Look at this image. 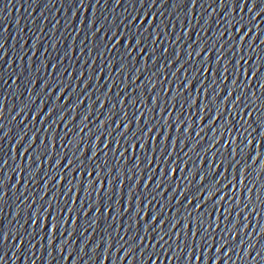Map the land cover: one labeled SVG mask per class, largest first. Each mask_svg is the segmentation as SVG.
Masks as SVG:
<instances>
[{
    "label": "snow or ice",
    "instance_id": "obj_1",
    "mask_svg": "<svg viewBox=\"0 0 264 264\" xmlns=\"http://www.w3.org/2000/svg\"><path fill=\"white\" fill-rule=\"evenodd\" d=\"M59 3L75 9L69 24L81 13L75 31L85 35L55 58L45 48L35 64L33 51L25 66L22 53L13 69L0 27V264L38 244L43 264H80L89 253L106 264L114 237L112 264H229L233 252L247 261L264 237V61L250 51L258 38L264 45V0ZM73 57L79 71L64 63ZM5 109L20 117L14 144ZM25 121L39 128L29 135ZM9 152L21 160L11 187Z\"/></svg>",
    "mask_w": 264,
    "mask_h": 264
},
{
    "label": "water",
    "instance_id": "obj_2",
    "mask_svg": "<svg viewBox=\"0 0 264 264\" xmlns=\"http://www.w3.org/2000/svg\"><path fill=\"white\" fill-rule=\"evenodd\" d=\"M8 0H0V27L7 28L8 32L5 33L6 36V43H5V49L8 51V56L4 58L6 62L12 63L13 69H19V65L21 63L20 56L22 53H27L23 57V62L26 66L28 57L32 55L33 51H36V56L33 57V60L35 64L39 63V58L41 56V53L44 52V49H48V55L52 56L53 58L56 57V54L62 53L69 45L74 48L75 44L73 43V39H75L76 45L79 46L80 41L83 40L85 33L80 32L79 35L76 34V25L79 22V19L81 18V13L77 12V19L76 21L69 24V21L72 20V13L75 11L74 8H68L67 5L65 7H61L59 0H53V3H55V7H48L47 9L44 7L46 3H48V0H37V3H33V0H12V4L5 9V5L7 4ZM165 13V16L168 15L169 10L162 9ZM211 12V9L208 10V12H205V16L208 15V13ZM90 13H84V16H87ZM98 14V13H97ZM173 20L175 19V14H173ZM74 19V18H73ZM57 21L59 22L57 24ZM195 23V21H193ZM53 25H56L55 31H53ZM65 25H68V27H65ZM79 27H83V25H78ZM262 28H264V25H262ZM41 29H43L41 31ZM85 31L87 29L85 28ZM177 32H179V26H177ZM211 35V33H209ZM37 38H39V42H37ZM37 44V49H33V44ZM247 43V42H246ZM55 44L56 48L55 50L51 47V45ZM21 45H23V48H21ZM254 51H251L253 61L260 59L261 61H264V45H261L259 42V38L256 40L254 46ZM43 59V57H41ZM82 59V57H81ZM183 59V57H182ZM65 65L68 64H75L77 71H79V63L77 62L76 58H70L68 60L64 61ZM249 63H252L251 61ZM154 69L149 70V74ZM174 70V69H173ZM261 71H264V68L261 69ZM41 72H43V68H41ZM171 73V70H169V75ZM113 78H115V73H113ZM144 80V76H141V81ZM103 82V81H102ZM2 83V82H0ZM9 85H11V80L8 81ZM157 90H160V85H157ZM115 91V89H114ZM129 91H131V86L129 87ZM135 95V93H132ZM259 95V93H257ZM9 99L11 100L12 97L10 96ZM131 111V109H129ZM187 114V113H185ZM175 115V113L173 114ZM20 117H17V120L15 122L11 121V117L7 113V109H5L4 114V120L3 123L5 124V127L8 129H11L8 139L12 141L14 144L17 138L18 130L15 127L16 123H19ZM207 123V121L205 122ZM219 124V121H217ZM25 124L28 125L27 131L29 135H31L36 129L39 128V125H36L33 127L29 121H25ZM23 127V125L21 126ZM194 131H199V128L194 129ZM202 135H204L202 133ZM27 143V140H25V144ZM11 145L6 146L7 148H10ZM219 147V146H218ZM262 152H264V147L261 149ZM11 153H8V166L5 171L11 176V182L9 187H11V184L16 183V172L14 171L16 163H21V160L19 156H17L16 161L14 162L11 158ZM187 159V157H185ZM259 163L260 161H257V164L253 167L257 169V172H259ZM43 167L47 168V165H44ZM205 168H207V163L205 164ZM256 176V173H253V177ZM63 183V181H62ZM73 183H76V181H73ZM264 184V174H262L259 178V182L257 183V188H261V185ZM18 187H20L18 185ZM127 188V185H125ZM19 195V192L17 193ZM260 195L262 198H264V188H261ZM13 199L12 194L9 193V204L11 205V200ZM19 203V201H17ZM155 203V202H154ZM14 205H11V209H14ZM23 207V206H22ZM9 208V206H5V215L8 219H11L12 211ZM264 216V213L261 214ZM20 222L22 223V217L18 218ZM249 220L251 223L249 224L248 228V234L250 235L251 239L253 241L257 240L256 232H253V227H256L257 231L258 226L256 225L255 221L252 220V217H249ZM261 221L264 222V217H261ZM17 221H12V227H18ZM89 233H91V230H89ZM89 233H86L85 235H89ZM123 234V232L121 233ZM83 239V238H81ZM119 239V237H114L113 244L114 247L109 252V260L106 261V264H112V253L115 252V241ZM127 239V237H125ZM99 240V234L93 235L92 243L89 244V248L95 244ZM59 242V238L57 240V243ZM264 243V237H261L256 244V248L251 251V253L248 256L247 261H241V259L237 256L236 252H233L232 260L229 261V264H233V261H235V264H249V261L253 259L256 255V251L259 250L260 245ZM81 244L79 240H76L72 243V247L78 251ZM245 247H247V244H245ZM40 245L38 244L36 249L33 251L35 252V255H32L30 253H25V255H20L17 260H15L14 264H33V261H35V264H43L44 258L47 257V251L44 252V257H41L40 259H37V257H40L39 249ZM86 252L88 249L85 250ZM104 251V245L101 243L100 249L98 252L102 253ZM67 253V249H65V254ZM123 249H121L120 253H117V256L122 255ZM222 254V253H221ZM55 256L56 254L53 253ZM90 253L89 255H85L83 257V260L80 262V264H93V262L90 259ZM209 255L213 256L215 258L214 250L212 253H209ZM244 255L243 251L240 250V257ZM9 256H11V251L9 252ZM57 259L59 257L57 256ZM8 264H13L12 260H8ZM53 264H55V261H53ZM65 264H72V258H70ZM124 264H128L127 259L124 261ZM135 264V262H133ZM151 264V262H149ZM157 264H168L167 260L165 261H157ZM207 264V262H206ZM211 264V262H209ZM217 264H219V261H217ZM257 264L259 262L257 261Z\"/></svg>",
    "mask_w": 264,
    "mask_h": 264
}]
</instances>
